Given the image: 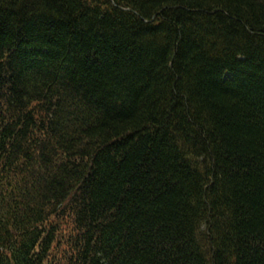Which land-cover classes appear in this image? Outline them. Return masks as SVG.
<instances>
[{
	"label": "trees",
	"instance_id": "obj_1",
	"mask_svg": "<svg viewBox=\"0 0 264 264\" xmlns=\"http://www.w3.org/2000/svg\"><path fill=\"white\" fill-rule=\"evenodd\" d=\"M0 264H264V0H0Z\"/></svg>",
	"mask_w": 264,
	"mask_h": 264
}]
</instances>
